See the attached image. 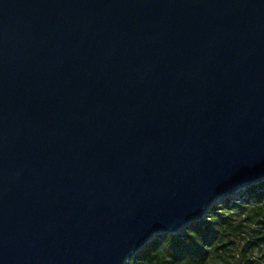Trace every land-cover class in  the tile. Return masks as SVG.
I'll list each match as a JSON object with an SVG mask.
<instances>
[{
    "label": "water",
    "instance_id": "water-1",
    "mask_svg": "<svg viewBox=\"0 0 264 264\" xmlns=\"http://www.w3.org/2000/svg\"><path fill=\"white\" fill-rule=\"evenodd\" d=\"M264 182V0H0V264H129Z\"/></svg>",
    "mask_w": 264,
    "mask_h": 264
},
{
    "label": "trees",
    "instance_id": "trees-1",
    "mask_svg": "<svg viewBox=\"0 0 264 264\" xmlns=\"http://www.w3.org/2000/svg\"><path fill=\"white\" fill-rule=\"evenodd\" d=\"M249 192L241 200L228 197L221 204L214 205L204 219L178 234L159 235L133 256L129 264H235L223 259L221 254L235 243L227 228L238 234L245 225L244 221L232 224L234 212L247 213V221H254L259 227H250L254 235L247 246L264 245V182L250 186ZM220 257L222 261L218 260Z\"/></svg>",
    "mask_w": 264,
    "mask_h": 264
},
{
    "label": "rangeland",
    "instance_id": "rangeland-1",
    "mask_svg": "<svg viewBox=\"0 0 264 264\" xmlns=\"http://www.w3.org/2000/svg\"><path fill=\"white\" fill-rule=\"evenodd\" d=\"M249 193V187H246L240 190L238 195L231 196L229 198L232 200H241L243 197L248 196ZM225 200H227V198L220 200L215 205L221 204V202ZM251 212L252 211L249 213ZM247 216H249L247 213L239 214L238 212H234L232 214L231 217L233 225L239 221H244L245 225L241 227V231H239L238 234H235L233 230L227 228V230H229L228 232L231 234V238L235 243L229 245V247L224 249V251L222 250V257L223 259L235 264H264V245H257L254 248L247 246V242L251 241L254 235L250 227L252 226L253 228H259L258 225L254 223V221H247ZM218 260L222 261V258L220 257ZM249 260L251 262H248Z\"/></svg>",
    "mask_w": 264,
    "mask_h": 264
}]
</instances>
